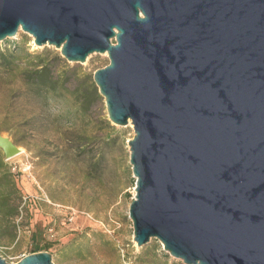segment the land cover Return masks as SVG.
<instances>
[{
	"label": "water",
	"instance_id": "water-1",
	"mask_svg": "<svg viewBox=\"0 0 264 264\" xmlns=\"http://www.w3.org/2000/svg\"><path fill=\"white\" fill-rule=\"evenodd\" d=\"M20 31L71 62L108 54L93 78L110 121L133 125L139 247L264 264V0H0V42ZM0 148L20 152L1 133Z\"/></svg>",
	"mask_w": 264,
	"mask_h": 264
},
{
	"label": "rangeland",
	"instance_id": "rangeland-1",
	"mask_svg": "<svg viewBox=\"0 0 264 264\" xmlns=\"http://www.w3.org/2000/svg\"><path fill=\"white\" fill-rule=\"evenodd\" d=\"M0 52V133L24 150L6 160L0 148V256L8 263L47 252L54 264H183L159 240L139 247L133 239L134 130L110 121L93 78L109 65L108 54L71 62L53 45L35 47L23 31L0 42ZM41 65L47 80L35 77Z\"/></svg>",
	"mask_w": 264,
	"mask_h": 264
},
{
	"label": "trees",
	"instance_id": "trees-1",
	"mask_svg": "<svg viewBox=\"0 0 264 264\" xmlns=\"http://www.w3.org/2000/svg\"><path fill=\"white\" fill-rule=\"evenodd\" d=\"M0 56L4 57L5 54L0 52ZM35 77L41 79V80H47L50 75V70L47 67V65H41L38 68L35 69L34 71ZM13 214H16V207L12 211Z\"/></svg>",
	"mask_w": 264,
	"mask_h": 264
},
{
	"label": "bare ground",
	"instance_id": "bare-ground-1",
	"mask_svg": "<svg viewBox=\"0 0 264 264\" xmlns=\"http://www.w3.org/2000/svg\"><path fill=\"white\" fill-rule=\"evenodd\" d=\"M29 35H30V34H29ZM30 36H31V35H30ZM33 39H34V38H33ZM34 46L37 47V45H36L35 43H34ZM104 55H106V54H104ZM128 127H129V128H133V125H132L131 122L128 124V126H127L126 128H128ZM23 153H24V150L20 148V152H19L17 155H15L14 157L10 158V159L18 158V157L21 156Z\"/></svg>",
	"mask_w": 264,
	"mask_h": 264
},
{
	"label": "built area",
	"instance_id": "built-area-1",
	"mask_svg": "<svg viewBox=\"0 0 264 264\" xmlns=\"http://www.w3.org/2000/svg\"><path fill=\"white\" fill-rule=\"evenodd\" d=\"M15 170V169H14ZM31 196L24 197V203H26L28 200H30Z\"/></svg>",
	"mask_w": 264,
	"mask_h": 264
}]
</instances>
